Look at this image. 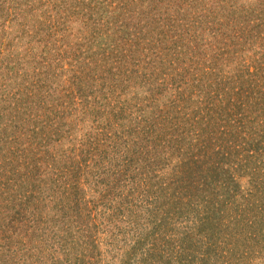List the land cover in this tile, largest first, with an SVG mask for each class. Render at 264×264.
<instances>
[{
    "label": "trees",
    "instance_id": "16d2710c",
    "mask_svg": "<svg viewBox=\"0 0 264 264\" xmlns=\"http://www.w3.org/2000/svg\"><path fill=\"white\" fill-rule=\"evenodd\" d=\"M0 264H264V0H0Z\"/></svg>",
    "mask_w": 264,
    "mask_h": 264
}]
</instances>
